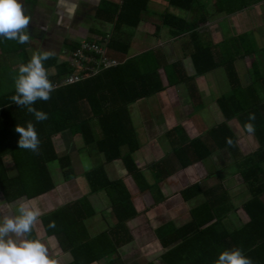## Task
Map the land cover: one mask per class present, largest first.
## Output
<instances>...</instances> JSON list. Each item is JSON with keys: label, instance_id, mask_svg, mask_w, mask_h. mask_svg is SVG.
I'll list each match as a JSON object with an SVG mask.
<instances>
[{"label": "crops", "instance_id": "obj_1", "mask_svg": "<svg viewBox=\"0 0 264 264\" xmlns=\"http://www.w3.org/2000/svg\"><path fill=\"white\" fill-rule=\"evenodd\" d=\"M22 3L31 17L28 27L31 33L30 40L26 44H19L14 40L0 38V94L12 88L20 66L17 55L22 50L27 52L30 59L34 53L47 50L52 53L50 57L56 64L70 62L72 52L69 47L72 44H81L89 40L96 42L103 35L106 46L109 38L127 43L125 54L111 53L120 61L153 50L162 63L158 69V76L164 90L128 106L129 117L140 145L133 154V159L142 173L141 180L133 178L120 159L107 163L102 155L87 149L80 137L73 138L64 132L66 134L54 137L53 143L59 156L67 154L70 157L74 173L71 179L67 181L63 179L59 164L55 161L47 164L54 183L51 191L31 199L22 196L7 202L0 189V218L17 214L18 205L24 202L39 208L41 213L30 233L18 238L13 235V238L39 239L46 245L49 256L55 259L57 264H70L73 261V253L69 248L63 250L58 238L46 233L42 223L44 216L65 205L85 199L93 214L85 216L86 210L83 211L84 228L78 230L79 234L85 235L83 233L85 229L92 238L116 227L117 217L105 190L91 192L86 177L90 170L102 165L108 180L120 181L124 185L136 211L135 216L125 221L131 241L121 247L111 243V246L116 248L112 252L116 257V264H215L220 252L246 246L245 239L232 240L226 235L248 224L250 220L243 204L252 197L249 185L252 180L245 181L241 178L236 166V163L241 161L240 156L233 157L226 148H217L206 159L182 167L167 133L174 127L181 126L186 139L195 137L203 139L209 129L226 122L237 136V140L244 137L252 147V150H248L238 144L242 156L259 150L256 133H245L235 114L226 120L218 100L226 97L232 111L235 110V104L232 103L237 100L246 105L256 106V109L251 108L249 111L257 112L254 119L260 120L259 136H264V21L260 23L261 25L249 26L235 33L230 30L221 31L216 34L218 37L209 40L204 38L202 34L204 27L201 25L198 28L200 40L210 45L216 61L224 60L221 53L225 54V58L230 60V66L228 69L219 66L203 75L195 76L191 58L183 49V45L188 43L187 39L185 42L182 40L185 36L173 37L166 27L160 25L162 12L168 10L176 13L165 1L149 0L147 11L142 14L138 26L135 29L123 27L120 30L114 26L111 18L118 15L122 0H22ZM159 6H164L162 11H157ZM256 6L264 12V0L253 7ZM157 16L158 23L155 20ZM262 17L264 18V14ZM222 20H218V25L222 26ZM161 32L163 36L159 35ZM156 38L164 39V44H156ZM239 38L248 46V42H253L256 50L243 55L242 49L233 42ZM225 39L229 41V48L223 52L219 45ZM144 40L153 42L154 46H145ZM173 41L179 42L181 52L176 57L171 54ZM11 46H15L19 52H12ZM175 62H180L185 75L193 79L169 86L163 66ZM170 90L179 91L182 99L175 100V103L167 107L170 100L166 95ZM143 103H146V106L141 108L140 105ZM231 104L234 106H230ZM186 107H189L190 111L186 115L180 114ZM207 116L208 124L204 119ZM180 117L183 121L171 122L172 118ZM231 122L235 127L231 126ZM189 123L191 128L188 127ZM2 160L9 175H15L16 170L11 157L6 155ZM260 166L264 170V158ZM258 176L261 182L264 181L262 172ZM193 184H198L202 192L185 198L183 190ZM207 190L210 191L208 195L205 194ZM224 192L227 195V202L220 208L218 201L224 199ZM260 196L264 202V191ZM210 198L222 212L214 214L215 219L210 223L196 226L193 221L197 209ZM214 222H218L216 228ZM70 229H73V226ZM124 236L126 238V234H123ZM63 237L68 242L72 240L71 236ZM214 244L223 246L213 249L211 246ZM225 246L228 248L225 249ZM173 248L178 249L176 254L168 255ZM103 252V255L91 264H106L110 259L108 250Z\"/></svg>", "mask_w": 264, "mask_h": 264}, {"label": "trees", "instance_id": "obj_2", "mask_svg": "<svg viewBox=\"0 0 264 264\" xmlns=\"http://www.w3.org/2000/svg\"><path fill=\"white\" fill-rule=\"evenodd\" d=\"M161 1H165L170 8L184 14L196 10L202 12H200L199 18H195L191 22L185 16L168 10L160 15V25L166 27L173 37L185 36L187 39L188 43L183 45V49L186 51V55L191 58L195 76L203 75L219 66L228 69L230 60L225 58L226 55L221 53L224 60L216 61V56L213 54L210 45L202 42L198 37V28L207 21L205 4L209 0ZM261 1L214 0L213 4L217 13L233 14L251 8ZM148 2L149 0H122L118 15H113L114 17L111 18L114 21V26L119 27V30L123 27L135 29L142 20V14L147 11ZM156 27L158 29L159 25ZM104 37L103 35L99 41L91 43L100 44ZM233 42H236V45L242 49L243 55L251 54L256 50L253 42H248V46L242 38ZM219 46L221 51L225 52L229 48V41L225 39ZM127 47L126 42L120 40L117 42V40L109 38L106 56L116 58L119 64L68 85L62 84L68 76L77 71H80L81 75H87L88 70H82L78 64L71 61L56 64L51 57L44 61L48 78L54 86L53 91L48 100L38 99L32 106L47 113L46 120L37 121L34 114L29 112L26 106H19L12 100V97L16 95L14 82L10 90L0 94V189L7 202L22 196L31 199L51 191L54 188V183L47 167L50 162H58L65 181L74 176L70 157L67 154L59 156L53 143L54 137L61 136L64 132L69 133L73 138L80 137L87 149L92 150L97 155H102L107 163L120 159L127 172L136 180H141L142 173L133 159V154L140 145L129 117L128 106L164 90L158 76V69L162 63L153 50L122 61L111 54L112 52L125 54ZM69 48L74 54L80 50L81 44H72ZM11 51L19 52L15 46H11ZM85 55L88 54L83 52V56ZM89 55L98 58L94 53ZM17 56L20 65L30 60L27 52L23 50ZM81 63H85L86 67L93 66L84 57L81 58ZM163 67L169 86L193 79L185 75L180 62ZM16 75H18V71ZM232 104L230 106L235 107V110L233 109L235 112L232 111L231 107L229 108L226 97L223 96L218 100V105L226 120L235 114L245 133H248L244 127L245 124L253 125L254 131L252 133H256L255 137H257L260 145L256 152L242 156L238 147L237 136L227 126L226 122H221L209 129L203 139L200 137L186 139L181 126H176L170 130L167 137L175 147L174 153L182 167L206 159L217 148H226L233 157L240 156L241 161L236 163L239 174L245 181L252 180L249 183L252 197L243 204L250 220L248 224L226 235L232 240L245 239L247 245L238 246V248L242 250L245 256L253 260L252 264H264V202L260 196L264 191V181L261 182L258 176L260 172L264 174V170L260 166L261 160L264 158V136H259L260 120L251 118L256 116L257 112L249 111L251 108L256 109V106L253 104L246 105L240 100ZM28 123L34 126L38 135L40 143L36 151L18 146L19 133L15 131V128L16 126L27 127ZM6 155L11 157L14 164L16 173L13 176L9 175L3 165L2 159ZM86 177L91 192L105 190L117 217L118 224L116 227L107 233L92 238L89 237L85 229L83 230L85 235L79 234L78 230L83 227V211L86 210L85 216L93 214L92 208L85 199L71 205H65L44 216L42 218L43 226L48 235H54L58 238L63 250L69 248V251L73 253V261L70 264H91L98 260L106 249L110 258L106 264H116V257L112 253L116 248L111 246V243H116L117 247H121V245L131 241L125 227V221L135 216V208L124 185L120 181L108 180L102 165L94 167L86 174ZM146 188L149 189L147 186ZM220 188L222 189L221 185ZM200 191L199 185L193 184L183 190L182 194L188 198ZM209 193L210 191H205L206 195ZM224 195V199L221 198L218 201L220 208L227 202L226 192ZM218 211L222 212L217 209L210 198L198 207L193 222L196 226L210 223L212 219H215ZM50 222L55 223L54 228L49 227ZM217 223L214 222V228H216ZM72 226L73 229H70ZM123 234H126V238L123 237ZM63 236H71L72 240L68 242ZM28 239L35 238L30 237ZM222 246L221 244H214L211 247L214 249L222 248ZM227 248L225 246V249ZM177 250V248H173L168 255L176 254Z\"/></svg>", "mask_w": 264, "mask_h": 264}, {"label": "clouds", "instance_id": "obj_3", "mask_svg": "<svg viewBox=\"0 0 264 264\" xmlns=\"http://www.w3.org/2000/svg\"><path fill=\"white\" fill-rule=\"evenodd\" d=\"M30 20L22 0H0V38L14 40L19 44L28 43L31 35L28 30ZM50 55L52 53L47 50L34 53L27 63L19 66L14 81L16 95L12 100L19 106H26L37 121L46 120L47 113L32 105L38 99L48 100L54 87L43 63ZM244 127L248 133L254 131L250 123ZM15 131L19 133V148L32 151L38 149L40 142L31 123L27 127L16 126ZM40 215L39 208L24 202L18 205L17 214L0 218V264H57L41 240L13 238V235L18 238L30 233ZM49 227L54 228L55 223L50 222ZM215 264H252V260L241 249L234 248L220 252Z\"/></svg>", "mask_w": 264, "mask_h": 264}, {"label": "rangeland", "instance_id": "obj_4", "mask_svg": "<svg viewBox=\"0 0 264 264\" xmlns=\"http://www.w3.org/2000/svg\"><path fill=\"white\" fill-rule=\"evenodd\" d=\"M213 1L214 0H209V2H206V4H205L206 5L205 13H206L207 21L204 23V25H202L204 27V29L202 30V34L204 35V38L207 39V40H209V38L218 37L216 34L220 33L221 31L224 32V30H230L233 33H235V32H238V31L242 30L243 28H246V27H249V26L251 27V26H255V25H261L260 23L261 22L263 23V21H264V18L262 17L264 12L258 6L241 10L239 12H236L235 14H232V15H228L227 14L228 16H224L221 13H219L221 15L217 14V12L214 9ZM163 7L164 6L157 7V11L158 10L162 11ZM172 10H174V9H172ZM175 12H176V14H179L181 16H185L186 19L188 21H190V22L192 20H194L195 18H199V16H201V14H200L201 11H199V10H196V11H193V12H188V13H185V14L177 12V10H175ZM222 19L223 20L225 19V20L223 21ZM155 20L158 23L159 22V17L155 18ZM218 20H220V21L222 20V26L218 25ZM159 35L163 36V32H161ZM158 38H156V41H155L156 44H164V39H158ZM182 40H183V42H185L186 38H183ZM145 42L146 43H143L145 46H148V47L154 46L153 42H149V41L148 42L145 41ZM178 44H179V42L173 41L172 47L174 46L173 47L174 49L173 48L171 49V47L168 46L169 49H171V54H173V57H176V56H178V54L181 53L180 50H179ZM107 57H110V56H107ZM113 59H116V58H113ZM211 78H212V76L209 79H211ZM181 96L182 95H180L179 91H175V90L171 91L170 90V92H168L167 95H166V98L168 100H170V103L167 104V107H170L172 105V103H175L174 102L175 100L180 101L182 99ZM175 97L177 99H175ZM160 105L161 104H158V106H160ZM143 106H146V103H143L142 105H140L141 108H143ZM178 107L180 108L181 105H178ZM162 110L163 109H161V111ZM182 110L180 111V114L186 115L187 112L190 111V108L186 107L185 109H182ZM183 112H185V113H183ZM204 119H205V122L208 124L209 123L208 116L205 117ZM178 121H183V118L182 117H180V118H172L171 122H178ZM231 126L235 127L234 123L231 122ZM188 127L191 128V124L190 123L188 124ZM239 138L240 139L238 140V144L241 147H243V148L246 147L248 150H252V147H251V145H250V143H249V141L247 139H246L247 140L246 141L244 139V137L243 138L239 137Z\"/></svg>", "mask_w": 264, "mask_h": 264}, {"label": "built area", "instance_id": "obj_5", "mask_svg": "<svg viewBox=\"0 0 264 264\" xmlns=\"http://www.w3.org/2000/svg\"><path fill=\"white\" fill-rule=\"evenodd\" d=\"M106 40L102 41L100 44L83 42L81 43L80 50H77L73 56H71V62L78 64L80 68L83 70L87 69V75H81L80 71H77L74 74L68 76L62 84L68 85L79 82L86 77H90L94 74L99 73L102 70L115 67L119 64L117 59H113L106 56ZM83 52H86L88 55L83 56ZM94 53L98 56V58L90 56L89 54ZM85 58L87 62H91L93 66L86 67L85 63H81V58Z\"/></svg>", "mask_w": 264, "mask_h": 264}]
</instances>
